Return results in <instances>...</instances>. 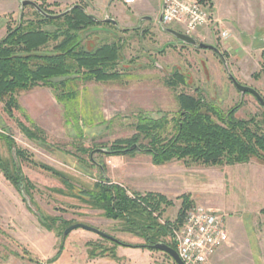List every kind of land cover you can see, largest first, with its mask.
<instances>
[{
	"label": "rangeland",
	"instance_id": "374dc122",
	"mask_svg": "<svg viewBox=\"0 0 264 264\" xmlns=\"http://www.w3.org/2000/svg\"><path fill=\"white\" fill-rule=\"evenodd\" d=\"M199 1H206L208 6H212L211 0ZM236 1L239 4L242 0ZM250 1L245 9L244 22L251 23L252 14L257 22H264V0ZM36 3L47 8L44 2ZM252 7H255L254 12ZM22 8L21 13L17 10L14 15L0 9V39L6 33L8 24L15 26L21 20L37 19L35 9L30 5ZM62 10L64 7L56 9L58 12ZM166 27L182 31L177 25ZM107 28L110 31L95 30L85 35L83 44L91 48L121 39L120 60L113 68L118 78L104 81L78 79L72 84L77 96L69 101H59L55 92L46 86L21 91L17 95L20 109L15 110L12 117L3 111L0 103V132L12 139L9 152L5 142L0 140V157L12 158L21 167L19 176H24L32 184L29 190L23 184L15 187L0 172V264H174L170 256L162 251L133 247L142 244L143 239L124 231V222L105 217L101 210L93 208L77 192L92 188L103 174L115 181L124 179L122 177L127 174L131 178L134 174H142L158 186L159 192H152L166 198V202H162L152 216H156L161 226L172 224L177 229L180 226L177 222L182 216V198L169 196V172L178 173L182 166L175 162L183 161L172 160L155 165L147 153L105 154L99 149L112 150L110 146L116 140L130 138L136 132L135 123L140 114L145 113L153 119L162 115L169 119L174 117L178 110L177 95L181 92L199 93L225 112L239 105L234 115L236 118H253L254 126L263 128L264 108L250 93H240L228 75L231 73L238 82L263 95L264 53L261 55L259 51H253L251 44L243 45L247 57L237 63L231 62L226 54L225 65L212 50L184 45L159 25L142 22L140 26H132L135 30L129 31L109 25ZM252 40L259 39L253 36ZM53 44L54 41H50L42 49H50ZM174 71L186 76V85L169 87L166 80ZM22 125L42 131L40 135L44 141L30 139ZM17 148L24 150L27 160L19 162ZM90 156L94 162L90 161ZM41 164L63 174L64 180L45 170ZM98 165L104 166L103 174ZM184 165L191 172L190 188L195 198L192 205L237 204L238 207L228 209L224 206L225 210H222L225 216L231 214L232 218L239 217L246 209L251 211L249 222L256 249H250L245 228L239 222L233 232L236 233L233 259L229 264L235 263L236 259L252 264L251 253H255V264H264V213L261 212L264 205L246 204V197L240 195L244 190L241 192L228 183L230 177L233 178L232 173L227 171L228 164L203 165L188 160ZM244 168L243 176H251V170L255 168L260 172L255 170L254 173L264 177V163L258 162L255 157ZM134 188L132 183L127 187L130 193H146ZM198 194H202V202L197 201ZM43 214L96 227L131 246L117 245L113 252L107 251L100 256L96 255L99 250L95 249V254H92L94 244L100 242L106 248H111L112 244L82 228L72 230L63 238L57 229L49 230L41 225L39 218ZM161 240L169 244L174 239L168 231ZM61 241H64L62 251L55 257Z\"/></svg>",
	"mask_w": 264,
	"mask_h": 264
},
{
	"label": "trees",
	"instance_id": "16d2710c",
	"mask_svg": "<svg viewBox=\"0 0 264 264\" xmlns=\"http://www.w3.org/2000/svg\"><path fill=\"white\" fill-rule=\"evenodd\" d=\"M39 7L49 14L63 12H52L42 4H39ZM65 10L63 15L56 18L43 16L35 10L36 20H21L15 26L7 25L6 33L0 39V103L9 117L14 115L15 110L20 109L17 95L21 91L46 86L55 92L59 101H69L77 96L72 84L78 79L104 81L118 78L113 68L120 60L122 40L103 42L95 47L86 48L83 39L99 26H119L97 20L94 15L87 12L83 4L77 3ZM50 41H54L51 48L42 49ZM223 56L227 59L225 52ZM166 83L171 88H176L179 84L186 85V76L174 71ZM262 97L264 98V93ZM177 103L178 110L171 119L165 115L153 119L145 113L140 114L135 123L136 132L130 138L116 140L110 146L112 150L103 153L124 155L137 151L147 153L151 155L155 165L172 160L223 165L246 163L253 157L264 163L262 130L264 119L263 128L254 126L253 118L244 120L234 116L239 105L225 112L199 93L193 95L181 92L177 95ZM22 129L30 139L44 141L40 135L42 131L39 129L25 125H22ZM0 140L5 142L9 152L12 147L10 136L0 132ZM133 144L135 147L131 148ZM16 155L20 163L28 159L23 149L17 148ZM89 159L94 162L91 156ZM41 166L57 175L61 181L64 180L63 174L52 171L44 164ZM98 167L103 174L104 166ZM20 168L12 158L0 157V172L3 176L13 186L19 188L23 184L29 190L32 184L24 176H19ZM77 193L80 198L87 199L93 208L101 210L105 217L124 222V231L134 233L143 239L142 244L133 247L153 249L152 245L156 242L166 243L161 237L168 231L173 238L175 229L173 225L161 226L156 216H152L160 204L166 202V198L160 193H131L133 197H130L122 184L113 182L104 174L94 182L92 188L79 189ZM180 197L182 216L179 217L178 226L182 222L185 210L192 205L188 195ZM39 219L43 227L49 230L57 229L59 235H62L66 227L75 223L44 214ZM102 241L111 243L112 247L106 248L99 242L94 244L92 254H95V249L99 250L96 255L100 256L107 251L113 252L117 245L131 246L120 240V243L106 238H102ZM63 242L61 241L55 257L62 251ZM168 245L176 249L174 240Z\"/></svg>",
	"mask_w": 264,
	"mask_h": 264
},
{
	"label": "crops",
	"instance_id": "0c3cea01",
	"mask_svg": "<svg viewBox=\"0 0 264 264\" xmlns=\"http://www.w3.org/2000/svg\"><path fill=\"white\" fill-rule=\"evenodd\" d=\"M21 0H0V9L7 11V13L13 14L17 10L22 12L20 7ZM35 2L41 3L44 2L47 4V9L53 10V12H58L56 9H61L62 7L69 8L74 4H83L87 12L94 15L98 19H102L107 16L114 19L117 22V25L120 28H132V26H140L142 22H155L161 15V8L163 0H133V2L127 3L125 0H34ZM250 0H242L238 4L236 0H211L212 6H208L206 1L204 3L208 6L212 17L215 20H218V23L210 24L208 26L200 27L195 33L194 37L199 41L211 42L216 45L222 53L225 52L231 62L237 63L239 60L247 57L246 51L243 49V45L251 44L252 50L259 51L261 55L264 53V22H257L255 15L252 14V22H244L243 16L245 14V9L248 7ZM27 6V5H26ZM244 6V7H243ZM25 7V6H24ZM32 7V6H31ZM33 8V7H32ZM255 7H252V9ZM25 9V8H24ZM24 11V10H23ZM63 11V10H62ZM255 10L253 9V12ZM247 12V11H246ZM252 12V13H253ZM249 13V11H248ZM251 13V12H250ZM20 16V14H19ZM132 22H139L138 24L133 25ZM158 25V24H157ZM95 30L105 32V26H99ZM226 31V36H220L221 31ZM253 36H257L258 41L252 40ZM241 39V40H240ZM256 41V42H254ZM259 45L255 46L256 43ZM255 44V45H254ZM172 162V161H170ZM169 162V163H170ZM175 163L181 164L182 168L178 173L174 171L169 172V196H181L188 195L189 200L193 201L194 194L190 188V177L191 172L188 169H185L183 162L177 161ZM246 163H235L228 164V173H232L231 179L228 183L233 188H238L240 191L244 190L241 196L246 197V204L248 203H261L264 205V177L260 174L254 173L256 170L253 168L251 170V176H243L244 165ZM221 166V165H218ZM258 171V170H256ZM242 172V173H241ZM260 172V171H258ZM124 179H117L118 181L112 180L122 184L126 189L132 183L134 185V190L141 192L148 191H158V186L152 181L146 180L142 174H134V178L130 174L122 177ZM198 180V179H196ZM204 180V178H203ZM125 182V183H124ZM199 186V184H198ZM128 191V189H127ZM130 192V191H128ZM242 192V191H241ZM162 193V192H161ZM244 194V195H243ZM246 194V195H245ZM197 201H203L202 194L197 195ZM252 201V202H249ZM193 203V202H192ZM230 203V202H229ZM225 205L228 209L230 207H238L237 204L233 206L232 204ZM220 206H205L207 209L222 213V210H225V207ZM231 209V208H230ZM251 211L249 209L244 210L239 214V219L235 217L232 218L231 214L225 216L224 227L227 231L228 240L223 245L217 248L214 254L211 256L210 261L212 264H229L231 262L233 245L235 242V237L233 233L237 230V224L240 222L246 231L247 240L249 243L250 249H256L254 245L255 237L253 229H251V223L249 222ZM261 212L264 213V208H261ZM240 220V221H239ZM250 223V224H249ZM252 264H255L256 261L255 253H251ZM237 261L231 264H248L246 261ZM250 264V263H249Z\"/></svg>",
	"mask_w": 264,
	"mask_h": 264
},
{
	"label": "built area",
	"instance_id": "2783aa9c",
	"mask_svg": "<svg viewBox=\"0 0 264 264\" xmlns=\"http://www.w3.org/2000/svg\"><path fill=\"white\" fill-rule=\"evenodd\" d=\"M161 16L164 25H177L192 36L200 27L219 22L199 0H163ZM226 35V31L220 32V36ZM128 195L133 197L130 192ZM173 239L184 264H212L211 256L228 240L223 215L199 204L192 205L185 210L180 226L173 230Z\"/></svg>",
	"mask_w": 264,
	"mask_h": 264
},
{
	"label": "water",
	"instance_id": "95a60500",
	"mask_svg": "<svg viewBox=\"0 0 264 264\" xmlns=\"http://www.w3.org/2000/svg\"><path fill=\"white\" fill-rule=\"evenodd\" d=\"M26 5L32 6L35 10L40 12L43 16L50 17V18L59 17L66 12V10H65V11L57 13V14H49V13L43 11L34 0H21L20 1V7L21 8L26 6ZM102 21L108 22V23L113 24V25L117 24V22L114 19L109 18L107 16H105ZM157 24L163 30H165V31L169 32L171 35H173L182 44L190 45V46L197 47V48L210 49L218 55V57L223 62V64H225V65L227 64L226 59L223 56V53L221 52V50L216 45L199 41V40H197V38H195L192 35H188L182 31L175 30L171 27H166L162 23V16L161 15L159 16V18L157 20ZM228 75H229V78H230L232 84L240 93H246V92L250 93L251 95H253L255 97V99L258 101V103L264 108V98L256 89L249 87L247 85L241 84L240 82L237 81V79L231 73H228ZM134 147H135V144H133L131 146V148H134ZM99 151L105 152V153L108 152L107 149H99ZM23 196L25 197L24 194H23ZM77 228H82V229H85L87 231H92L102 238H106V239H109L113 242L120 243V241L117 238L101 231L100 229L93 227V226H90V225H87V224H84V223H79V222L71 224L70 226L66 227L62 233L63 238L69 232H71L72 230H75ZM152 247L155 250L162 251V252L166 253L168 256H170V258L173 260V262L175 264H184L183 261L180 259L179 255L177 253V250L174 249L173 247L169 246L168 244H166L164 242H156L152 245Z\"/></svg>",
	"mask_w": 264,
	"mask_h": 264
},
{
	"label": "flooded vegetation",
	"instance_id": "af4514ba",
	"mask_svg": "<svg viewBox=\"0 0 264 264\" xmlns=\"http://www.w3.org/2000/svg\"><path fill=\"white\" fill-rule=\"evenodd\" d=\"M97 20H101L102 21V19H98V18H96ZM151 24H154V25H157V23H155V22H151ZM114 28V27H113ZM116 28H120V27H116ZM105 29H106V31L108 32V30H109V28H107V26L105 27ZM108 29V30H107ZM105 31V32H106ZM110 31V30H109ZM167 32V31H166ZM168 33V32H167Z\"/></svg>",
	"mask_w": 264,
	"mask_h": 264
}]
</instances>
